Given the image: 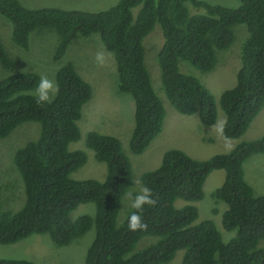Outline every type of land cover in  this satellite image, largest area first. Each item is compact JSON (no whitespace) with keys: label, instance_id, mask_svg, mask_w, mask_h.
Masks as SVG:
<instances>
[{"label":"trees","instance_id":"16d2710c","mask_svg":"<svg viewBox=\"0 0 264 264\" xmlns=\"http://www.w3.org/2000/svg\"><path fill=\"white\" fill-rule=\"evenodd\" d=\"M0 16L10 25L11 42L23 51L28 50L32 33L48 29L57 34L53 62L62 59L76 36L99 37L114 59L117 91L133 102L128 140L132 155L142 154L158 137L165 114L144 65L142 41L154 26L162 37L155 54L160 87L177 114L196 116L204 127L216 121L213 97L195 78L182 74L178 64L208 73L216 52L231 45L232 27L239 25L246 33L240 41L235 83L221 92L217 102L228 121L226 135L238 139L264 108V0H238L236 8L204 0H118L97 12L28 9L17 0H0ZM14 64L0 43V66L13 71L0 80V138L25 122L38 124L39 133L13 154L24 199L16 212L0 211L1 246L30 235H47L54 246L66 247L93 228L84 264H167L178 251H182L178 264H264V247H258L264 241V196L253 194L242 173L251 155L264 153V134L206 160L192 159L176 149L164 151L158 166L139 178L140 186L151 188L157 200L141 213L148 229L132 232L128 217L135 209L117 219L121 199L131 186V168L116 138L86 133L85 146L104 165L105 177L100 182L70 179L86 161L83 152H69L67 146L79 138L76 122L90 98L88 84L66 63L54 74L59 93L52 103L39 105L29 94L39 77L16 72ZM216 170L224 176L212 198L226 207L222 229L235 233L227 242L221 241L212 221L194 223V206H174L177 200L200 201L204 180ZM83 204H92L94 215L71 221L70 212ZM146 237L154 241L135 249ZM0 264L33 263L0 259Z\"/></svg>","mask_w":264,"mask_h":264},{"label":"rangeland","instance_id":"374dc122","mask_svg":"<svg viewBox=\"0 0 264 264\" xmlns=\"http://www.w3.org/2000/svg\"><path fill=\"white\" fill-rule=\"evenodd\" d=\"M28 9L57 8L66 11L97 12L112 7L118 0H17ZM203 1V0H202ZM209 3H219L228 8H236L238 0H204ZM189 7V6H188ZM233 41L227 49L215 54V64L208 73H200L188 64L180 62L179 71L195 78L213 97L216 105V120L223 118L217 102L222 91L231 88L235 83V74L239 68V49L241 38L246 30L242 25L233 26ZM0 43L9 58L15 62L16 72L42 75L54 80L55 71L66 63H70L75 72L90 88V98L83 105L76 122L79 132L77 141L69 143V152L81 151L86 155L84 165L70 174L72 180L102 181L105 177V167L94 160L93 153L85 146V135L95 132L116 138L126 155L131 168V186L122 197L118 221L131 208L129 192L136 194L140 189L141 174L154 170L164 151L176 149L192 159L206 160L214 155L224 154L223 141L208 133L209 127L201 126L196 116L177 114L166 100L159 81V71L155 54L159 50L162 37L158 26L143 39L144 65L150 77L151 86L164 108V119L161 132L140 155H132L128 151V140L133 128V102L129 96L121 94L116 89L117 75L112 55L106 52L97 35L88 37L76 36L69 44L64 56L58 62L52 61L58 38L52 30L43 29L31 34L27 51L17 48L10 40V25L0 16ZM97 52L105 53L103 67L97 66ZM0 66V80L12 74ZM29 94L35 96V89ZM189 117V118H188ZM39 126L33 122H25L16 126L6 137L0 138V211L16 212L23 203V185L18 175L12 157L14 152L28 142L36 140ZM264 134V108L250 123L246 131L236 140L247 142ZM243 179L256 196H264V153L251 155L242 165ZM224 173L221 170L212 171L204 180L202 199L198 202L177 200L176 208L185 205L194 206L197 210L195 224L210 220L213 222L222 242L234 237V231L227 232L221 227V215L226 207L212 198L213 192L221 185ZM214 214H212V210ZM95 213L92 204L78 205L69 214L71 221ZM94 229L88 230L82 237L74 240L66 247L54 246L47 235H30L12 244L0 245V259L28 260L33 264H84L85 252L92 241ZM154 241L146 237L136 244L135 249ZM148 243V244H147ZM258 247H264V241L258 242ZM182 251L175 253L167 264H178Z\"/></svg>","mask_w":264,"mask_h":264},{"label":"clouds","instance_id":"9594fccd","mask_svg":"<svg viewBox=\"0 0 264 264\" xmlns=\"http://www.w3.org/2000/svg\"><path fill=\"white\" fill-rule=\"evenodd\" d=\"M105 53L97 52L95 62L97 66L103 67L105 63ZM59 93V85L53 79L42 75L35 88L36 102L39 105L50 104ZM228 125L227 118H221L210 124L208 133L214 135L223 141L224 149L230 152L234 148L232 139L226 135ZM131 200V207L135 211L128 217V229L132 232L147 231L148 224L144 222L141 213L145 206H155L157 200L154 198V193L148 186H142L135 195L132 192L128 193Z\"/></svg>","mask_w":264,"mask_h":264}]
</instances>
